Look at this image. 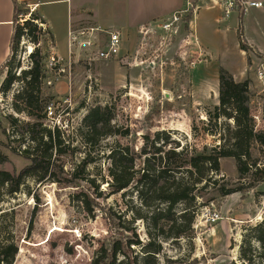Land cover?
Returning a JSON list of instances; mask_svg holds the SVG:
<instances>
[{"label":"rangeland","instance_id":"1","mask_svg":"<svg viewBox=\"0 0 264 264\" xmlns=\"http://www.w3.org/2000/svg\"><path fill=\"white\" fill-rule=\"evenodd\" d=\"M72 2L76 1H68L69 5ZM245 8V13L237 8L227 17L221 8L217 12L221 16L218 25L211 26L207 19L206 25L194 33L191 28L192 46L183 24L178 36L171 40L160 29L147 30L125 38L118 57L92 62L78 41L72 43L75 8L66 11L64 7L62 15H57L53 8L43 9L47 27L41 26L43 33L37 45L27 39L20 41L11 75L17 77L29 70L30 55L34 48L39 49L43 58L41 96L49 99V105L61 121L54 128L46 117L42 128L58 129L64 145L68 144L69 152L60 158L64 173H71L87 156L94 159L84 171L98 190L85 181L75 186L52 180L39 182L29 177L22 180L17 193L0 192V241H12L18 249L12 264H91L107 254L116 241H139V246L124 249L126 262L144 264L141 248L149 241L145 223L142 220L131 223V214L124 213L140 204L133 186L123 198L120 194L110 195L106 183L109 151L119 145L140 153L157 134L162 140L157 145L168 139L167 148L178 144L177 150L198 154L205 147L220 145L228 121L219 120L216 128L210 121L213 108L218 106L220 68L234 73L236 82L245 76L249 80L251 75L250 110L255 130H264V92L261 93L262 88L255 80L256 67L264 57L258 61L252 52L242 54L238 38L239 34L243 42L264 52V8ZM204 10L199 18L206 20ZM172 15L154 17L156 21L151 24H159ZM117 18L122 20L121 16ZM181 45L186 47L184 53ZM3 48L0 43V51ZM88 49L90 54L86 55L94 59L97 47ZM192 50L198 52V58L194 59ZM247 54L255 62L250 69ZM22 87L18 81L7 93L0 92V171L13 176L29 164L20 155L27 147L28 138L24 135L25 143L18 142L24 125L32 122L22 106L18 107L20 112L15 108V96ZM96 107L109 109L110 126L117 133L102 138L100 145L93 149L83 144L79 129L87 113ZM9 115L17 121L16 126L11 127L5 120ZM252 154L253 159H259L260 168L264 167V147L255 145ZM142 161L143 158L137 161L138 168ZM213 178L214 186L196 194L192 235L160 240L161 252L155 258L156 264H243L241 252L248 246L255 252V263L260 262L261 248L253 239V228L264 224V182L247 194L220 197L218 189L223 185L235 189L248 183V180L239 181L232 159H221L220 172ZM95 192L101 193L100 198L95 197ZM88 201L92 202L91 213L85 210ZM183 209V205H178L176 213ZM208 210L218 214L219 220L211 222L206 217ZM117 259L116 264L124 258Z\"/></svg>","mask_w":264,"mask_h":264},{"label":"trees","instance_id":"2","mask_svg":"<svg viewBox=\"0 0 264 264\" xmlns=\"http://www.w3.org/2000/svg\"><path fill=\"white\" fill-rule=\"evenodd\" d=\"M12 3L13 32L8 57L0 67V75H4L5 71L0 92L7 93L13 83L20 81L23 87L15 96V108L20 112L18 107L22 106V110L27 112L32 122L24 125L23 135L18 139L19 143L24 144L23 136L28 138L27 147L20 155L28 160L29 164L17 176L0 171V192L9 195L17 193L22 180L29 177H34L39 182L52 180L57 184L75 186H78V182L85 181L95 187L94 190H98L97 186H93V179L87 178L84 171L94 163V159L87 156L71 173H64L60 158L69 152L68 144L64 145L62 132L58 129L42 128L50 101L42 97L40 92L43 58L39 49L34 48L30 55L32 66L29 70L22 71L17 77L11 75L20 41L27 39L37 45L43 33L41 26L45 24L37 12L28 9L26 3H19L17 0H12ZM185 18L188 21V15ZM238 38L240 49L249 51L241 35L238 34ZM250 86L248 79L236 82L231 74L219 69L218 106L213 108L210 121L214 122L215 128L221 119L228 121V125L225 135L220 137L221 144L210 149L205 147L203 153L177 150L178 144L167 148L168 139L157 145L159 141L162 142L159 134L151 144L147 141L140 153L119 145L110 149L107 158V187L110 195L120 194L123 198L126 190L133 186L140 205L129 208V211L124 213L131 214V223L140 220L145 223L149 241L141 248L144 264H156L155 258L161 252L160 240L180 239L192 235L191 224L195 216L196 194L216 184L213 176L220 172L221 159L234 160L239 181L248 180V183L235 189H227L223 185L218 189L220 197L234 193L247 194L258 183L264 182V167L260 168L259 159H253L252 154L255 145L264 147V130H255V121L250 110L253 96ZM5 120L11 127L17 125V121L10 115L6 116ZM111 120L112 115L107 107L91 109L79 129L83 144L94 149L100 145L102 138L116 135L117 130L110 126ZM142 158V164L138 168L137 161ZM93 194L97 199L101 196V193ZM91 203L88 201L85 204V210L89 213L92 212ZM180 204L184 209L176 213V207ZM125 230L130 232L128 228ZM253 231V239L261 248L260 262L255 263V252L251 246L242 250L241 258L243 264H264V224L255 226ZM131 232L133 233V230ZM139 245V241H116L107 254L94 259L91 264H116L120 256L124 259L117 264H134L126 262L124 249L130 250L132 246ZM17 253V246L12 241H0V264H12Z\"/></svg>","mask_w":264,"mask_h":264},{"label":"crops","instance_id":"3","mask_svg":"<svg viewBox=\"0 0 264 264\" xmlns=\"http://www.w3.org/2000/svg\"><path fill=\"white\" fill-rule=\"evenodd\" d=\"M17 1L20 3H26L30 7L31 11H35L40 15L44 22V8L45 10L48 8H53L57 11V15H62L64 7L66 8V11H71V8L74 7V13L76 17L74 18L73 24H71L74 28L72 34L73 37L76 38V41H78L79 47L89 38H102V31H117L120 33L122 41H124V39L129 36L131 37L132 35L139 34V31L141 29H151V27L153 26V24H151V21H156L154 17H169L170 14L174 15V13H178L179 11L189 13L187 14L189 19L185 22L184 28L187 30L186 33L188 37V43L190 44V46H192L191 28L193 29L194 33L196 29H198V27H200L201 25H206L207 19H209L211 26L213 24L218 25L221 21V16L217 12L222 11L221 8L224 9L226 17L230 15L233 11H235V9L237 8H241L240 11L245 13V7L247 6H245L243 3H247L250 1L262 2V8H264V0H232L234 3V7L226 15V11L228 10V2H230L231 0H192L194 2H190L191 0H86L85 3L81 0H75L76 2H72L70 5L68 3V1L70 0ZM3 9H6L5 12ZM203 9H205V17L207 16L206 20H204L203 18H199L200 12ZM119 16L122 17V20L117 18ZM12 19V0H0V43H2L4 47L3 50L0 51V67L5 63L9 54V42L13 32ZM238 22L239 21L237 19V23ZM44 25H47L46 22ZM85 31L86 34L81 35V33H85ZM68 43L70 44L69 39ZM244 44H246V46L250 49L249 52H252L250 54H252V56L254 54V57H256L258 61H260V57H264V52H261L259 49H257L256 46H253L250 43L247 44L245 42ZM184 47V45H181L182 53H184ZM239 50L242 54L248 52L242 51L240 47ZM193 54H195L193 55L195 56L194 59L198 58V52H193ZM245 56L248 59L247 62L249 61L248 67L250 69V67L253 66L255 62L251 60L252 57H249V54ZM259 66L264 69V61L259 63L256 68H258ZM247 72L248 69L247 71H245L246 75ZM231 76L234 80H238L235 77L234 73H232ZM250 76L249 80H251ZM0 77V80H2L3 75H0ZM245 77L239 82L246 80Z\"/></svg>","mask_w":264,"mask_h":264},{"label":"built area","instance_id":"4","mask_svg":"<svg viewBox=\"0 0 264 264\" xmlns=\"http://www.w3.org/2000/svg\"><path fill=\"white\" fill-rule=\"evenodd\" d=\"M245 6H248L250 8H255V9H260L263 7V3L262 2H247V3H243ZM242 4V5H243ZM234 7V3L231 0L230 2H228V10L226 11V15L229 13V11ZM185 12H183L181 15L179 14H174L172 15L171 18H167L164 21L160 22L159 24H153V26L151 27V29H149L148 31H152L154 29L159 30L160 33H163L169 40L173 39L174 37H177L183 24H185V21L183 19V17H185ZM145 31H147L146 29H141L139 31V34H143ZM147 31V32H148ZM103 37H96L94 38L93 42H88V40L86 42H84L83 44L80 45V48H84V53L86 58L88 59L89 62L92 61H99V60H110L113 59L115 57L119 56V52L122 50L123 47V41H122V37L120 35L119 32L117 31H102L101 32ZM81 35H84V33H81ZM72 43L76 41V38H72ZM186 40H184L185 42ZM183 42V40H182ZM186 43V42H185ZM71 45V44H69ZM79 46V45H78ZM94 55V59H91L90 57H88L86 54H90L89 53V49L88 48H96ZM255 75H256V82L260 84L262 90L261 93L264 92V69L259 66L258 68H256L255 71ZM46 117L47 119L50 120L52 126L55 128L56 126H60L61 125V121H59V119H57L53 109H52V105H48L47 109H46ZM206 217L209 218V220L211 222H216L219 220L218 214L211 212L210 210L207 211L206 213Z\"/></svg>","mask_w":264,"mask_h":264}]
</instances>
